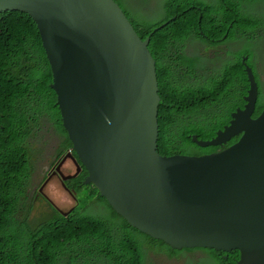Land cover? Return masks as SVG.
<instances>
[{
	"label": "water",
	"instance_id": "95a60500",
	"mask_svg": "<svg viewBox=\"0 0 264 264\" xmlns=\"http://www.w3.org/2000/svg\"><path fill=\"white\" fill-rule=\"evenodd\" d=\"M8 11L38 26L85 185L133 229L173 250L239 252L237 264H264V110L253 117L259 86L251 68L245 105L231 123L211 141L192 137L203 149L239 141L211 155L163 157L151 38L139 36L116 0H0V14ZM76 165L63 181L80 174ZM55 207L64 216L74 210Z\"/></svg>",
	"mask_w": 264,
	"mask_h": 264
},
{
	"label": "trees",
	"instance_id": "16d2710c",
	"mask_svg": "<svg viewBox=\"0 0 264 264\" xmlns=\"http://www.w3.org/2000/svg\"><path fill=\"white\" fill-rule=\"evenodd\" d=\"M225 1L164 0L162 18L152 17L154 14L139 21L130 18L143 40L151 38L149 51L156 61L161 96L158 153L163 157L211 155L240 139L208 149L199 148L192 141L193 136L200 141L215 139L218 131L231 123L236 109L244 107L249 90L242 57L249 56V63L253 64L255 52L246 47L240 52L232 49L228 56L236 59L231 60L225 59L222 48L235 39L240 28L242 34L250 33L263 23L250 19L245 27L254 0H241L247 8L245 14L242 6L236 10L235 3L227 7ZM165 23V27L155 31ZM261 36L258 31L257 37ZM194 38L217 50L216 57L204 68H199L200 58L196 56L183 60L184 42ZM253 69L259 86L253 117H258L264 110V82L258 68ZM184 72L194 79V84ZM52 82L50 62L35 20L22 12L1 13L0 264H145L146 249L167 251L165 254L171 258L204 252L203 264H237L239 252L173 250L133 229L96 187L84 184L88 173L80 163V174L64 184L77 194L87 189L90 202L64 216L40 196L51 211L42 220H35L33 213L39 196L33 195L32 184L36 160L43 154L42 143L55 133L65 154L73 150ZM46 142L50 147V142Z\"/></svg>",
	"mask_w": 264,
	"mask_h": 264
},
{
	"label": "rangeland",
	"instance_id": "374dc122",
	"mask_svg": "<svg viewBox=\"0 0 264 264\" xmlns=\"http://www.w3.org/2000/svg\"><path fill=\"white\" fill-rule=\"evenodd\" d=\"M122 4V8L124 9L127 16L132 18L135 21L148 19L151 14H154L152 17L157 16V19L162 18L163 9L162 4L164 0H119ZM120 4V5H121ZM154 10H157L155 13ZM175 17L173 18V20ZM257 42L254 41L247 36L239 34V37L235 41L231 43V47L234 52L239 51V48L242 46H246L253 48L256 50L254 60L260 65L261 69L260 73L264 77V35L261 37H257ZM192 50L195 52H200V66L205 67L207 63L214 58L213 51L211 50L210 54L205 53V43L200 40H196L192 42L190 46ZM231 49V50H232ZM197 58V57H195ZM255 63V62H254ZM264 82V81H263ZM54 145L57 146V141L54 142ZM41 148L43 150V154L36 160V173L34 175L32 190L38 187L40 188L44 185V176L46 174L47 169L53 162L55 155L53 154L52 148H48V143L46 140L42 143ZM66 170L69 173L65 174V177L74 176L77 171L76 169L66 167ZM70 175V176H68ZM45 194L50 198V200L62 211L67 212L70 209L77 206H84L90 202L89 191L84 189L77 197H74L73 194L69 193L63 186V183L58 178H53L50 183L44 189ZM36 194V193H35ZM50 208L47 205L46 201L41 197L36 201V209L33 213V218L35 220H42L46 215L49 214ZM145 253V264H203L205 263V253L197 252L194 254H183L180 258H171L165 253H158L154 250L146 249Z\"/></svg>",
	"mask_w": 264,
	"mask_h": 264
},
{
	"label": "flooded vegetation",
	"instance_id": "af4514ba",
	"mask_svg": "<svg viewBox=\"0 0 264 264\" xmlns=\"http://www.w3.org/2000/svg\"><path fill=\"white\" fill-rule=\"evenodd\" d=\"M230 3H235L236 10H237V8L239 6H242L241 7V11H242L243 14H245V12H247V8L245 6H243V4H241V0H231V2H229V3L226 0L224 4L228 7V5ZM227 9H229V8H227ZM251 9H252V15L245 22V24H246L245 27H248L249 26L250 19L254 20L255 22L257 21V19H259L260 20V23H263V26L260 25V27H258L254 31H251L250 33H244V34H242V32L240 31L241 30V28H240L239 31H238V33H237V35H236V37H235V39L233 41H235L237 39V37H239V34H242L244 36H250L251 39L254 41V43H256L257 40H258L257 39V33H258V31H261L262 32V35H264V0H254V1H252V7H251ZM208 29L209 30L211 29V24H209V23H208ZM201 33L204 34V32H201ZM206 37L207 38H210L209 36H206ZM251 39H249V40H251ZM197 40H199V39H197ZM193 41H196V40H190L189 39V40H187L185 42V45H184L185 55L187 57H189V58L194 57V56H196V57H200L201 56V53L200 52H195L194 50L191 49L190 46L192 45V42ZM233 41L226 43V45L222 48L224 50L223 51V56H225V59H231V60H235L236 59L235 56H233V57L232 56H228V53L231 52V49H232L231 43ZM243 47H246V46H242L241 48H239V51L236 50V52L242 51ZM246 48H249V47H246ZM250 49H252L256 53V50L253 48V46ZM211 50H214V48H209L207 45H205V53L211 55L210 54V51ZM212 54H213L214 57H216L215 56L216 55V51H213ZM246 58L248 60L246 61L245 65L247 67L251 68L252 71H253V73H254L253 67L258 68V70L257 69L256 70L258 71L260 77L262 78V81H264V77L260 73L261 64L259 65L256 62V59L255 60L252 59L251 61H252L253 64H250L249 63V61H250V59H249L250 57L249 56L242 57V61H243V59H246ZM243 66H244V64H243ZM199 68H201V66ZM245 71H246V68H245ZM183 74L186 77V79L189 80V82H190L191 85L194 84V79L190 78L187 75L188 72H184ZM254 76H255V73H254ZM255 80H256V76H255ZM45 140L46 141H49L50 144H51V146L48 147L46 150H48L49 148H52V151H53V154L55 155V158H54L53 162L51 163V165L49 166V168L46 171V174L44 176V184H45V182L48 179H50V181H51L53 178H58L63 183L65 181H63L62 177L68 178V177H65V174L69 173V171L66 170V167L68 166L69 168L76 169V171H77V165H76V163L80 166V164H79L80 162H79L78 158L77 159L75 158L73 152H71V155H69V153H67V154L64 153V150L61 148V141L56 138L55 133H52V136L48 137ZM55 141H57V146L54 145V142ZM60 151H62L61 152L62 153L61 155H59V152ZM71 156L74 158V160L76 161V163L72 159ZM68 176H70V175H68ZM50 181H49V183H50ZM42 186L40 188H38V187L34 188L33 195L34 196L38 195L39 197L42 196L47 201L51 202L47 195H43V194L40 193V189L42 188ZM72 191H71V194H73V195L76 196L77 195V191H75L74 189ZM226 257L228 258V255H226Z\"/></svg>",
	"mask_w": 264,
	"mask_h": 264
},
{
	"label": "clouds",
	"instance_id": "9594fccd",
	"mask_svg": "<svg viewBox=\"0 0 264 264\" xmlns=\"http://www.w3.org/2000/svg\"><path fill=\"white\" fill-rule=\"evenodd\" d=\"M73 151V150H72ZM72 151H70V153H69V155H71V152ZM64 183V182H63ZM67 187V186H66ZM65 188V187H64ZM68 188V187H67ZM66 189V188H65ZM67 191L69 192V193H71V191H69L68 189H67ZM78 196V194L75 196L74 195V197H77ZM50 199V198H49ZM51 201V200H50ZM51 204L55 207L56 205L51 201ZM56 208V207H55ZM75 208V207H74ZM57 209V208H56Z\"/></svg>",
	"mask_w": 264,
	"mask_h": 264
},
{
	"label": "crops",
	"instance_id": "0c3cea01",
	"mask_svg": "<svg viewBox=\"0 0 264 264\" xmlns=\"http://www.w3.org/2000/svg\"><path fill=\"white\" fill-rule=\"evenodd\" d=\"M190 40H197V39L194 38V39H190ZM184 45H185V42H184ZM184 45H183V60H187V58H189V57H187V56L185 55V52H184Z\"/></svg>",
	"mask_w": 264,
	"mask_h": 264
}]
</instances>
